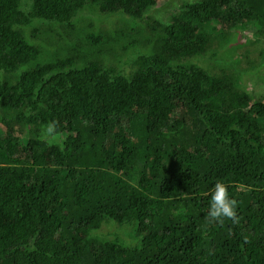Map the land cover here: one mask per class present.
<instances>
[{"label":"trees","instance_id":"obj_1","mask_svg":"<svg viewBox=\"0 0 264 264\" xmlns=\"http://www.w3.org/2000/svg\"><path fill=\"white\" fill-rule=\"evenodd\" d=\"M171 2L0 0V264H264V94L215 46L264 0Z\"/></svg>","mask_w":264,"mask_h":264},{"label":"rangeland","instance_id":"obj_2","mask_svg":"<svg viewBox=\"0 0 264 264\" xmlns=\"http://www.w3.org/2000/svg\"><path fill=\"white\" fill-rule=\"evenodd\" d=\"M29 0H22V8H24L25 2H28ZM160 2L163 4L162 8H159L157 14L155 13V17L157 19L166 20L165 18H169L172 16V14L177 10L180 6L179 4H175L171 2V0H160ZM177 2V1H176ZM179 2V1H178ZM32 3V2H31ZM31 6V5H30ZM29 10V9H28ZM81 13H84V16L88 17H94L96 14H93L89 11H83ZM92 14V15H90ZM115 16L113 18H109L106 16H103L102 18L94 19L89 18L82 21V25H85L86 29H90V27L83 23L84 21H90L92 20L94 23V29L98 27H102L103 29L109 28L108 24H111V26L116 27V22H119V26L121 21L124 22L122 17H116L118 15H112ZM110 16V17H112ZM169 16V17H168ZM57 24V23H54ZM241 36L238 35L235 36L234 33L231 35L234 37V39L229 38L230 35L227 34L225 38H223L224 42H232L229 45L225 46L221 41L215 40V46L218 45V48L220 50V54H224L225 58L227 60V63L232 61V57L234 54L235 65L239 67L243 74H242V80L245 82V85L248 87V90L252 91L255 95L260 96L264 94V31L262 33H253V30H239ZM216 35L221 36V33L218 32ZM230 35V36H231ZM239 40L240 46L239 49L236 52L232 51L233 44ZM209 54H212L209 52ZM212 62H215V60H212ZM222 64L215 65L214 70L218 71L220 70ZM251 67V68H250ZM52 136L46 135L45 138H49ZM122 230L127 231L126 228H119L117 225L110 223V224H103L100 233L104 234L107 238H112L114 235L112 234L113 230ZM121 231V232H122ZM131 232V231H129Z\"/></svg>","mask_w":264,"mask_h":264},{"label":"clouds","instance_id":"obj_3","mask_svg":"<svg viewBox=\"0 0 264 264\" xmlns=\"http://www.w3.org/2000/svg\"><path fill=\"white\" fill-rule=\"evenodd\" d=\"M48 136L54 135L53 125L48 124L44 128ZM210 222H223L230 220L233 223L237 220V203L231 198L227 186L217 181L210 190L208 211L206 213Z\"/></svg>","mask_w":264,"mask_h":264}]
</instances>
